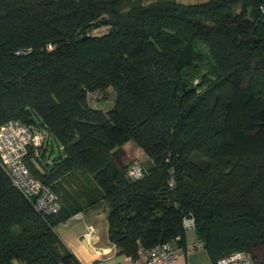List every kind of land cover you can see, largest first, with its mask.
<instances>
[{"label":"trees","instance_id":"16d2710c","mask_svg":"<svg viewBox=\"0 0 264 264\" xmlns=\"http://www.w3.org/2000/svg\"><path fill=\"white\" fill-rule=\"evenodd\" d=\"M123 1L0 0V125L45 135L23 161L60 202L41 216L0 161V264H81L54 228L101 202L120 254L182 246L191 215L214 264L240 252L264 264V151H224L233 104L250 107L244 135L264 129V0L157 2L120 15ZM102 25L107 33L88 35ZM185 40L191 56L180 63ZM108 89L111 108H93L88 96ZM129 141L148 159L143 178L112 160ZM74 173L84 182L71 192L62 184Z\"/></svg>","mask_w":264,"mask_h":264},{"label":"built area","instance_id":"2783aa9c","mask_svg":"<svg viewBox=\"0 0 264 264\" xmlns=\"http://www.w3.org/2000/svg\"><path fill=\"white\" fill-rule=\"evenodd\" d=\"M44 140L45 135L42 132L34 133L30 127L19 121L9 120L0 125V161L8 171L11 183L32 202L37 213L41 216H54L60 210L58 196L41 181L34 179L23 161L28 147L30 145L39 147ZM127 175L129 178L140 179L145 176V171L141 165L135 163L132 164ZM74 217H78V215H74ZM62 223L67 226V220ZM182 224L185 230L195 227L191 215L184 218ZM195 247L203 250V244L198 240ZM141 252L145 255L144 264H168L178 256V249L174 242L140 248L138 253ZM216 264H251V258L244 252L232 253L227 257L220 258Z\"/></svg>","mask_w":264,"mask_h":264},{"label":"crops","instance_id":"0c3cea01","mask_svg":"<svg viewBox=\"0 0 264 264\" xmlns=\"http://www.w3.org/2000/svg\"><path fill=\"white\" fill-rule=\"evenodd\" d=\"M47 149L51 148L47 146ZM83 182V179L77 181L78 184ZM62 185L65 190H69L67 183ZM107 212L108 208L102 202L85 208L75 214L78 217L69 216L67 226L59 223L54 228L55 232L61 243L76 256L81 264L97 262L102 264H144L145 255L142 252L132 258L120 254L109 242ZM184 236V244L177 247L178 256L168 264H214L205 248L200 250L195 247L198 238L194 228L186 230Z\"/></svg>","mask_w":264,"mask_h":264},{"label":"rangeland","instance_id":"374dc122","mask_svg":"<svg viewBox=\"0 0 264 264\" xmlns=\"http://www.w3.org/2000/svg\"><path fill=\"white\" fill-rule=\"evenodd\" d=\"M173 1L176 3H183V4H192V3H201L206 0H124L118 8V13L120 15L126 14L128 11L133 9L134 7H148L152 4H155L157 2H168ZM107 30H109V27L106 25H102L100 27H97L95 29H92L89 31V36H102L103 34L107 33ZM87 35V36H88ZM191 46L190 42L188 40H185L183 43V47L181 50V58L180 63L186 62L189 57L191 56ZM94 54L97 56V58L103 60L105 59L104 52L101 51L99 47H93ZM203 71H206L205 69ZM200 80V77H196L193 80V83H197ZM114 101V93L111 89H108L106 91H98L90 94L88 96V102L89 104L95 108L100 109L103 112H106L109 110L112 106V103ZM249 106H244L240 103L233 104V107L231 109V114L228 119V127H227V134L231 137V144L225 148L226 154H235V153H241L243 151H254L260 153L261 151H264V147H262V139H264V129L261 130L259 133V137L257 139L251 140L249 139L248 135H244L245 132L241 131V126L243 122H245L247 119L250 118L249 113ZM113 162L119 167V168H126L129 164L136 163L146 164L147 157L143 150H141L134 142L129 141L127 143H124V145L120 148V151L118 154L112 157ZM64 183H67V187L71 192H76L78 189V183L77 181L79 176L78 173L70 174L66 176ZM191 229V228H190ZM189 230V229H188Z\"/></svg>","mask_w":264,"mask_h":264},{"label":"water","instance_id":"95a60500","mask_svg":"<svg viewBox=\"0 0 264 264\" xmlns=\"http://www.w3.org/2000/svg\"><path fill=\"white\" fill-rule=\"evenodd\" d=\"M103 24H105V22H103ZM95 26H97V25H95Z\"/></svg>","mask_w":264,"mask_h":264},{"label":"clouds","instance_id":"9594fccd","mask_svg":"<svg viewBox=\"0 0 264 264\" xmlns=\"http://www.w3.org/2000/svg\"><path fill=\"white\" fill-rule=\"evenodd\" d=\"M186 223H188V222H186Z\"/></svg>","mask_w":264,"mask_h":264}]
</instances>
